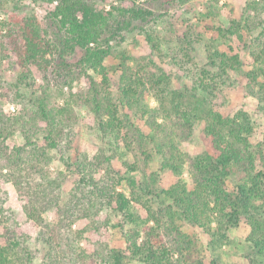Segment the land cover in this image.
Segmentation results:
<instances>
[{
    "label": "trees",
    "instance_id": "1",
    "mask_svg": "<svg viewBox=\"0 0 264 264\" xmlns=\"http://www.w3.org/2000/svg\"><path fill=\"white\" fill-rule=\"evenodd\" d=\"M177 2L185 0H122L117 5L110 0H32L37 8L49 7L46 19L54 28L55 38H48L45 23L36 16L14 15L2 24L4 40L22 69L19 89L29 85L32 67H38L45 76L50 72L64 79L69 86L85 77L88 89L85 94L71 93L62 109L54 110L46 97H37L34 108L19 116L5 118L0 111V138L6 140L20 130L30 147V166L44 170L52 153L60 151L70 137L71 100L91 109L97 129L113 142L110 151L122 162L118 183L126 181L129 192L116 185L99 190V200L79 210L68 227L78 219L97 215L98 221L91 218L93 229L106 225L117 230L124 246L105 253L101 257L104 264H207L201 240L186 227L203 230L216 251L229 241L230 231L243 218L251 228L246 241L252 250L249 264H264V152L252 142L255 127L251 116L243 110L226 116L217 109V93L222 87L213 80L216 72L211 70H204L209 82L176 88L173 77L153 59L143 65L133 64L126 52H120L117 63L108 64L114 55L111 42L123 39L124 33L138 24L150 23L155 9ZM147 3L157 8L145 7ZM106 4H110L109 10L102 8ZM207 9L209 15L216 11L213 5ZM249 9L258 13L260 3L252 2ZM230 17L229 27L213 31L222 38L245 43L257 68L245 72L239 54L216 50L210 58L214 71H218L215 77L219 75L226 83L234 70L245 73L251 83L260 84L259 77L264 78V43L247 44L245 32L253 31L249 20ZM142 30L150 46L157 49L154 36ZM152 100L156 106L151 105ZM262 102L260 111L264 114ZM197 125L203 127L207 143L193 156L183 145L194 136ZM129 154L135 161L126 158ZM157 158L162 172L179 178L168 189L157 186V172L147 177L149 164ZM98 159L89 163L91 171L103 163ZM186 166L192 186L183 179ZM87 178V183H95L93 176ZM97 203L106 205L117 222L102 223L98 213H93ZM40 206L28 201L25 214L44 225ZM142 209L147 211V218L142 216ZM4 212L2 208L0 222L5 228L0 236V264L31 263L29 236L18 226L15 213ZM67 213L68 218L74 217ZM88 229L77 232L81 239ZM209 264L225 263L218 256Z\"/></svg>",
    "mask_w": 264,
    "mask_h": 264
},
{
    "label": "rangeland",
    "instance_id": "2",
    "mask_svg": "<svg viewBox=\"0 0 264 264\" xmlns=\"http://www.w3.org/2000/svg\"><path fill=\"white\" fill-rule=\"evenodd\" d=\"M254 1L260 3L258 13L249 9ZM110 2L117 5L122 0ZM210 5L215 6L216 11L209 15L207 8ZM145 7L156 6L147 3ZM102 8L109 10L110 4L103 5ZM48 11L49 7H35L32 0H0V111L5 118L19 116L21 112L34 108L33 101L37 97H46L48 106L56 110L66 106L71 93L87 92L85 77L75 80L69 86L64 79L50 72L45 76L38 67H32L31 79L27 83L29 85L19 89L22 69L16 55L10 51L4 40L2 24L14 15L36 16L45 23L49 31L48 38L53 40L55 32L46 19ZM231 15L239 21L249 20L253 31L245 32L247 44L253 41L264 43V0H185L170 7L155 9L150 23L138 24L131 32L124 33L123 39L111 42L114 55L108 60V64H116L120 52H126L133 64L143 65L153 59L173 77L176 88H183L184 85L191 87L203 80L207 83L209 80L206 81L204 70L216 72L212 78L222 87L217 93V109L226 116H233L241 110L247 112L255 127L252 142L256 149L264 152V114L260 111L261 96H264V78L259 77L260 84H253L245 73L231 70L226 83H223L224 80L219 75L215 77L218 71H214L210 63L211 53L220 50L232 55L239 54L245 72L257 68L246 50L245 43L222 38L218 32L213 31L229 27ZM141 28L154 36L159 46L157 49L150 46L146 32ZM210 80L212 81L211 77ZM156 104L155 100L151 101L152 106ZM70 112V137L60 151L52 153V160L44 170H34L30 166V147L20 130L17 129L6 140L0 138V218L2 208L5 210L4 214L15 213L18 226L30 238L33 259L29 264H104L101 257L105 253L114 247L124 246L116 229L106 228V225H100L99 230L92 228L94 223L91 218L98 221L97 215L78 219L73 226L71 224L68 227L79 210L88 206L90 208L92 201L99 200V190L110 189L116 185L120 190L129 192L126 181L118 183L122 176V162L110 151L113 142L99 132L91 109L83 102L72 99ZM202 130L203 127L197 125L194 136L183 145L185 152L195 156L204 148L207 140ZM39 143L44 145L41 141ZM98 158L103 163L93 167L91 171L89 163H97ZM108 158L111 159L110 162L107 161ZM126 158L135 161L131 154ZM154 172L159 175L157 186L163 189L170 188L179 180L172 173L160 170L158 158L149 164L147 177ZM87 176V179L93 176L95 183H87ZM183 179L192 186L189 166L185 168ZM30 200L41 205L44 225L31 221L25 214L24 206ZM96 206L93 213H98L102 223L117 222L106 205ZM68 211L74 217L68 218ZM141 213L147 218L145 209ZM66 218L68 219L65 221ZM87 227L90 229L84 232L81 239L77 232ZM4 228L0 222V236L3 235ZM250 230V225L243 218L242 223L230 231L229 241L215 251L209 245L211 238L208 234L198 228L186 227V231L201 240L207 264L218 256L225 264H249L252 250L246 241ZM2 240L0 237V243Z\"/></svg>",
    "mask_w": 264,
    "mask_h": 264
}]
</instances>
